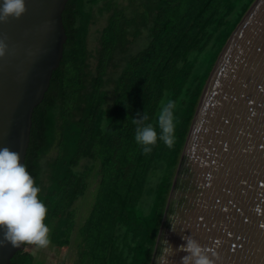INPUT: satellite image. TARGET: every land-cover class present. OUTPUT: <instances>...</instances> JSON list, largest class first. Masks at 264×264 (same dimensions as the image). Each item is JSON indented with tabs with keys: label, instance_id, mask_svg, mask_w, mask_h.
Here are the masks:
<instances>
[{
	"label": "trees",
	"instance_id": "16d2710c",
	"mask_svg": "<svg viewBox=\"0 0 264 264\" xmlns=\"http://www.w3.org/2000/svg\"><path fill=\"white\" fill-rule=\"evenodd\" d=\"M126 1L67 0L62 57L33 108L22 162L48 209L49 246L67 248L74 233L77 264H149L190 121L229 34L220 43V31L238 2ZM102 16L91 49L90 25ZM169 100L174 146L158 140L146 155L132 117L145 110L156 126ZM90 189L88 214L78 220L75 202ZM30 246L9 264H33Z\"/></svg>",
	"mask_w": 264,
	"mask_h": 264
},
{
	"label": "water",
	"instance_id": "95a60500",
	"mask_svg": "<svg viewBox=\"0 0 264 264\" xmlns=\"http://www.w3.org/2000/svg\"><path fill=\"white\" fill-rule=\"evenodd\" d=\"M66 2L25 0L18 19L0 22V148L21 163L33 108L62 57ZM184 236L210 248L215 264H264V0L251 1L206 78L149 264H181ZM23 248L0 246V264Z\"/></svg>",
	"mask_w": 264,
	"mask_h": 264
},
{
	"label": "clouds",
	"instance_id": "9594fccd",
	"mask_svg": "<svg viewBox=\"0 0 264 264\" xmlns=\"http://www.w3.org/2000/svg\"><path fill=\"white\" fill-rule=\"evenodd\" d=\"M25 11V0H2L0 22H6L10 17L18 19ZM6 48V43L0 40V57L5 55ZM175 108L172 100L161 106L156 125L159 133L156 126L146 123L150 118L145 110L137 113L139 118L132 117L131 123L136 126L135 141L144 154L151 153L158 140L167 148H173ZM39 192L34 178L21 163L20 154L8 147L0 148V230H3L0 246L10 243L13 247L27 244L44 248L50 244V229L45 223L48 209L39 199ZM182 239L186 240V244L179 245L175 250L187 253L181 257V264H215L212 258L215 254L209 255L210 248L202 246L191 236Z\"/></svg>",
	"mask_w": 264,
	"mask_h": 264
},
{
	"label": "rangeland",
	"instance_id": "374dc122",
	"mask_svg": "<svg viewBox=\"0 0 264 264\" xmlns=\"http://www.w3.org/2000/svg\"><path fill=\"white\" fill-rule=\"evenodd\" d=\"M124 1V3H126V0H120ZM252 0H238L237 2V10L231 13L230 18L228 19V24L227 26H225L224 30H221L220 32L222 33L220 38L222 42V40H224V38L226 37V35L228 34V36L225 38V41L221 47V49L223 48L224 44L226 43L228 37L230 36L231 32L233 31V29L235 28V26L237 25V23L239 22L240 18L242 17V11L245 7L246 4H248V6L250 5ZM247 6V8H248ZM246 8V9H247ZM242 14V15H241ZM105 23V17H99L98 19H96V21L90 25V31H89V36H88V45L91 49H94L97 47L98 45V40H97V36L99 34V30L101 29V27L104 25ZM232 28V29H231ZM231 29V30H230ZM230 31V32H229ZM144 40V37L139 38L137 42L133 43L132 47L136 48L139 46V44H141ZM220 49V51H221ZM220 51L218 52V54L220 53ZM217 54V56H218ZM216 56V58H217ZM208 59L212 58L211 54H208L207 56ZM216 58L214 60V62L216 61ZM213 62V64H214ZM91 63H94V58L91 59ZM213 66V65H212ZM211 70V69H210ZM210 72V71H209ZM95 190V189H94ZM94 197V194L92 192V189H90V192H87L85 195L81 196L76 202V208H77V219L79 220L82 216H84V214H88V209L90 207V203L92 200V198ZM28 250H30L33 254H34V262L33 264H77L76 258H77V253H76V247H75V235L73 233L72 235V241L71 243L67 246V248H54L52 246H47L44 248H36L35 246H30L28 247Z\"/></svg>",
	"mask_w": 264,
	"mask_h": 264
}]
</instances>
